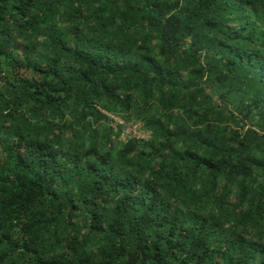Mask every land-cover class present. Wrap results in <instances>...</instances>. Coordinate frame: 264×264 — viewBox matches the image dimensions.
<instances>
[{
	"label": "trees",
	"instance_id": "1",
	"mask_svg": "<svg viewBox=\"0 0 264 264\" xmlns=\"http://www.w3.org/2000/svg\"><path fill=\"white\" fill-rule=\"evenodd\" d=\"M0 264H264V0H0Z\"/></svg>",
	"mask_w": 264,
	"mask_h": 264
}]
</instances>
